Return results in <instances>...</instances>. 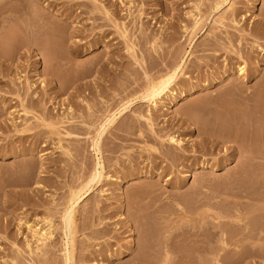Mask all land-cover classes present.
Wrapping results in <instances>:
<instances>
[{"label": "rangeland", "instance_id": "1", "mask_svg": "<svg viewBox=\"0 0 264 264\" xmlns=\"http://www.w3.org/2000/svg\"><path fill=\"white\" fill-rule=\"evenodd\" d=\"M215 1L0 0V49L11 36V58L0 55V264H63L68 191L98 158L104 176L76 206L74 264H149L166 230L176 227L180 233L168 241L176 249L172 264H231L232 250L243 254L237 264H264V245L229 246L216 263L208 231L197 237L202 242L188 237L213 224L227 237L233 223L225 214L239 203L256 206L253 198L264 194L256 184H264V170L243 162L241 139L264 132V96L257 94L264 86V0H225L212 10ZM196 14L201 23L191 34ZM177 63L174 89L195 91L174 104L163 96L166 105L151 109L149 129L150 103L136 97L148 78ZM238 65L250 75L247 84L228 73ZM133 98L96 153V125ZM196 101L206 103L198 115L206 126L224 136L237 129V139L212 154L195 148L199 128L192 117L186 126L180 113ZM165 132L179 134L185 151L167 141L160 146ZM221 156L227 160L216 165ZM46 218L53 239L37 251L24 221L39 226ZM250 220L255 228L259 214Z\"/></svg>", "mask_w": 264, "mask_h": 264}, {"label": "bare ground", "instance_id": "2", "mask_svg": "<svg viewBox=\"0 0 264 264\" xmlns=\"http://www.w3.org/2000/svg\"><path fill=\"white\" fill-rule=\"evenodd\" d=\"M224 1L225 0H216L212 6V10L219 8ZM46 6H48L47 3L44 4V7ZM221 18L222 17H220L218 21H216V23L221 24ZM192 19V26L190 27L191 34L193 33L197 25L201 23V18L198 17V14L192 15ZM194 35L195 34H193V36ZM4 44L5 46L0 49V55L6 59H10L11 36L5 39ZM262 50L263 48L260 47V51ZM263 59L264 57L261 60ZM182 65L183 63H177L170 69L166 70L164 73L152 78H148V81L142 90L143 92L138 97H136L138 99H145L150 103V109L148 110L145 116V120L150 127L149 129H152L153 121L151 109L155 108L158 103L162 106L166 105L163 102V96L169 97V103L174 104L176 103L178 98L184 99L188 95H191L189 93H194V88L196 86L193 85H190L188 92L186 91L187 93L184 91V89L181 88L174 89V85L178 81L179 73L182 70ZM227 70L230 74L236 73V75L240 77L242 83L247 84L250 75L247 74L244 66L238 65L234 70L231 68ZM206 86L207 84L203 85V87ZM30 88L31 85L28 84L26 87V93H28ZM246 90L247 88L245 90L240 88V96L242 95L245 100L251 101V98L247 99L248 92ZM257 94L259 97L264 96V86H260L258 88ZM225 95L229 96L230 93L227 92L225 93ZM134 99L135 98L128 99L122 102L114 111L104 116L102 120L96 125L91 142L92 148L96 153H99V143L106 129H109L115 125L116 121L133 104ZM215 101L218 103L217 98H215V100L213 101L214 104L216 103ZM205 104L206 103L202 101H196L191 104H188L182 108V112L180 113V115L182 116V120L186 124V126L191 124L189 118L192 117V121L199 128L197 129V131L201 135V138L193 144L194 147L205 149V151L212 154L214 149H216L217 146L221 147V144L223 145L224 142L235 141V139H237L238 137V133L237 129H229L228 131L230 133H227V136H224L222 129H218V131L215 132V129H211L210 126H206L204 122H202V120L198 117L199 113L203 112ZM22 110L23 112L27 113V109L24 106H22ZM45 125L50 127L53 126L52 124ZM159 139L160 146H165L164 141H167V145L172 146L173 148L178 149L180 151H185V147H183L185 143H183V140L179 137V134L176 135L175 133L165 132L162 137H159ZM241 139L242 141L247 143L242 152L244 154H247L248 156L245 157L243 162H256V164L262 166L264 170V132L259 129L251 130L248 136H243L241 137ZM159 153L164 154L163 152ZM181 157L182 159H186L187 155L183 153ZM225 160H227L226 156H221L219 158H214V163L218 165L219 163L224 162ZM207 163L208 161L204 160L202 163V167H204L205 164L207 165ZM103 169V164L98 158V161L93 171L85 178H83L81 182L71 187L68 191V196L63 208V213L61 215V228L66 237L62 254L63 264H74L73 251L76 229V206L89 195V190H91L92 185L102 180L104 176ZM256 184L260 189H264L263 181L260 178L256 182ZM253 201H255V203L258 202L256 206L251 205L250 207H244V205L239 203L234 212L225 214V217L231 219L230 221L233 223L230 225V234L227 237L224 236L225 228L217 224H213L212 226L207 227L198 226L195 230H188V237L193 236L195 238L194 243L202 242L201 240L197 239V237L199 236L201 231H208L214 238V242L216 241V247H213L214 249L211 251L213 254V259L216 263H218L219 257L222 256L220 252L228 250L229 246H239V244L243 245V243L247 242L251 245L252 248L256 247L260 249L262 245H264V236L261 237V234L264 233V194L260 199L253 198ZM258 214L260 216V221L258 222V224H256L255 228L251 227L249 229L248 225H250V219H252L254 216H258ZM24 224L27 230L30 232L31 237L34 239V248L37 251L40 250V248L45 245L48 240L50 241L51 239H53L52 237L54 224L50 218L44 219L43 223L39 226L37 225V223L30 224L28 221H24ZM180 229L181 228L176 227L172 230H166L167 234L164 236L162 245H160V248L156 249V252L151 255L152 258L150 260L152 262L149 264H172L174 262L176 257V249L172 248L168 241L177 237V235L181 231ZM248 230H253V233L249 234ZM254 239L257 240L255 241ZM27 248L29 252L32 253V247L30 246V244H27ZM195 253L199 254V256L202 255L200 254L201 252L198 249L195 250ZM230 258L231 264H237V262L243 258V254L242 252H239V250H232ZM84 264L89 263L84 262Z\"/></svg>", "mask_w": 264, "mask_h": 264}]
</instances>
